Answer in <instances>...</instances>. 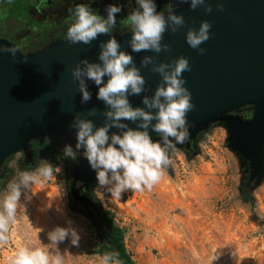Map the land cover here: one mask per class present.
Segmentation results:
<instances>
[{
	"label": "clouds",
	"instance_id": "clouds-1",
	"mask_svg": "<svg viewBox=\"0 0 264 264\" xmlns=\"http://www.w3.org/2000/svg\"><path fill=\"white\" fill-rule=\"evenodd\" d=\"M138 6L127 16L131 37L127 46L131 53L151 52L144 55L138 68L133 56L121 49V43L112 35L117 26V15L122 7L109 4L104 15L98 14L90 5L79 4L72 12L71 23L65 33V41L70 45H90L99 36H107L106 41L98 44V62L82 59L71 70L81 104L92 98L88 90L91 82L97 87L96 99L105 107L102 113L104 122L97 127L92 119L74 117L71 127L75 130V146L65 145L62 156L76 161L78 154L86 159L94 171L97 190L119 200L128 191H151L163 178L172 164L170 153L176 145L184 144L190 138L189 123L186 116L193 111L191 92L185 87L182 74L191 68L186 57L157 62L161 52H170V45L162 43L166 31L175 34L185 26L182 15L175 14L180 5L187 4L191 10L203 8L205 13L212 12L209 0H176V5L167 14L157 10L155 0H135ZM216 9L224 11L222 3ZM211 24L201 21L198 29L188 28L185 34L187 45L203 55L201 46L210 38ZM16 56L14 47H0V54ZM149 67L160 76L154 93L149 96V88L140 69ZM105 78H107L105 80ZM144 95L141 96V94ZM141 96L143 107H133L129 97ZM96 109H89L86 117H94ZM127 121L134 124L130 127ZM115 129L116 131H111ZM155 134L159 139H153ZM81 149L83 150L81 152ZM54 176V167L48 161L20 171L18 177L9 180L0 192V244L8 242L9 230L17 222L21 197L27 200L34 185H43ZM68 227H55L47 234V245L32 246L26 242L19 246L9 264H65L64 256L58 245L69 239L77 245L80 236L67 221ZM100 264H121L118 253H106Z\"/></svg>",
	"mask_w": 264,
	"mask_h": 264
},
{
	"label": "water",
	"instance_id": "water-1",
	"mask_svg": "<svg viewBox=\"0 0 264 264\" xmlns=\"http://www.w3.org/2000/svg\"><path fill=\"white\" fill-rule=\"evenodd\" d=\"M209 2L211 13H205L203 8L191 10L189 6L176 11L175 14L183 16L185 26L175 34L164 33L162 43L169 44L171 51L161 52L156 61L167 63L180 56L188 59L191 71L182 76L195 105L186 116L191 138L212 125L223 126L228 132L229 148L240 157L245 173L250 175V181L255 180L256 186L264 179V0ZM217 3L224 5L223 12L216 9ZM201 21H208L212 26L209 40L200 46L205 49L203 55L185 41L187 29H198ZM114 36L121 43V49L133 56L138 68L144 55H154L131 53L127 46L131 33ZM107 39L99 36L87 46L70 45L63 39L31 54H23L12 43L0 39V47L17 50L15 57L0 54V168L9 157L26 150L34 139L76 142L75 130L71 127L76 116L92 119L97 127L102 126V113L106 109L96 99L97 87L88 83L92 98L81 104L71 70L82 59L98 62V44ZM140 72L150 89L146 94L151 96L161 78L149 67L141 68ZM141 96L129 97L133 107H143ZM247 106L254 108L249 121L241 116ZM93 108L97 114L86 117L87 111ZM129 126L135 127L131 123ZM150 135L159 139L155 134ZM80 161L83 163L76 175ZM72 175V197L86 208L94 205L75 189L77 183L90 179L93 180L91 189L86 190L92 192L97 186L95 173L86 159L76 160Z\"/></svg>",
	"mask_w": 264,
	"mask_h": 264
},
{
	"label": "rangeland",
	"instance_id": "rangeland-1",
	"mask_svg": "<svg viewBox=\"0 0 264 264\" xmlns=\"http://www.w3.org/2000/svg\"><path fill=\"white\" fill-rule=\"evenodd\" d=\"M198 138L190 153L175 147L172 164L151 191H128L117 200L96 186L93 198L112 213V224L74 211L68 184L72 160L62 156L66 144L55 142L53 154L42 155L37 163H51L54 176L34 185L27 200L21 197L17 222L10 227L8 242L0 244V264H9L26 242L47 245L48 232L68 227L67 221L80 240L72 245L65 239L58 245L65 264H100V245L108 244L112 225L124 230L134 264H264V179L256 186L250 181L240 157L229 148L223 126L212 125ZM22 156L19 152L4 162L9 176L0 189L26 170Z\"/></svg>",
	"mask_w": 264,
	"mask_h": 264
},
{
	"label": "flooded vegetation",
	"instance_id": "flooded-vegetation-1",
	"mask_svg": "<svg viewBox=\"0 0 264 264\" xmlns=\"http://www.w3.org/2000/svg\"><path fill=\"white\" fill-rule=\"evenodd\" d=\"M157 4V10L167 14L168 8L176 5V0H155ZM79 4L90 5L92 9L98 12L100 15H104V9L109 4H117L122 7L121 13L117 15V26L114 29L112 35H122L131 32L128 26L127 16L131 14L138 6L135 0H0V39L6 40L12 43L23 54H31L40 51L52 43L65 39V33L69 24L71 23V17L73 9ZM188 6L187 4L180 5L178 10ZM9 35L11 37H9ZM17 45H16V44ZM32 43L33 50H28L26 47ZM253 107H245L242 109V118L249 121L253 117ZM248 113H251L247 116ZM39 142H53L49 138H39L29 142L26 150L22 151L23 162L22 166L25 169L35 168L42 155L38 149L33 147V143ZM199 141L198 135L195 138H190L180 145L187 153L192 152ZM73 144L65 143L74 148ZM83 150L81 149V152ZM49 157V155H46ZM82 157V153L78 154ZM79 158V157H78ZM76 161H72L68 169V184L70 185V195L73 185L72 168ZM5 164V163H4ZM2 165L0 168V188L9 176L7 166ZM83 187V188H82ZM75 189L79 190L81 196L87 197L91 203L88 208L84 207L81 202L76 201L72 195V207L74 211L78 213H87L90 217H96L100 219L99 213L105 211L100 207L91 192H88L83 182H79L75 185ZM103 221V220H100ZM104 222V221H103Z\"/></svg>",
	"mask_w": 264,
	"mask_h": 264
},
{
	"label": "trees",
	"instance_id": "trees-1",
	"mask_svg": "<svg viewBox=\"0 0 264 264\" xmlns=\"http://www.w3.org/2000/svg\"><path fill=\"white\" fill-rule=\"evenodd\" d=\"M33 147L35 149H38L41 151V153L46 154V155H52L53 152L57 149L58 145L55 143L51 142H35L33 143ZM99 218L100 220H103L104 222H107L109 224H112V213L109 212H104V213H99ZM112 231L108 232V237H109V242L106 246H101L100 248L102 250V256L106 253H118L119 255V260L121 264H134L132 261L131 257L126 251L125 245H124V230L114 227L113 225L111 226ZM106 248V250H104Z\"/></svg>",
	"mask_w": 264,
	"mask_h": 264
},
{
	"label": "bare ground",
	"instance_id": "bare-ground-1",
	"mask_svg": "<svg viewBox=\"0 0 264 264\" xmlns=\"http://www.w3.org/2000/svg\"><path fill=\"white\" fill-rule=\"evenodd\" d=\"M82 163H83V161H80V162H78L77 163V165H76V175H77V172L79 171V169H80V166L82 165ZM92 179H90L89 180V182L88 181H83V183L85 184V186L87 187V188H90L89 186H90V184L92 183ZM89 184V185H88Z\"/></svg>",
	"mask_w": 264,
	"mask_h": 264
}]
</instances>
